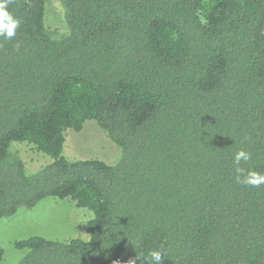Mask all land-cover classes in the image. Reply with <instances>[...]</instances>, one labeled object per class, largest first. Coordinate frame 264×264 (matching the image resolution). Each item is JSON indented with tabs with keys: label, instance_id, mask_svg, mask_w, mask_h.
Listing matches in <instances>:
<instances>
[{
	"label": "trees",
	"instance_id": "1",
	"mask_svg": "<svg viewBox=\"0 0 264 264\" xmlns=\"http://www.w3.org/2000/svg\"><path fill=\"white\" fill-rule=\"evenodd\" d=\"M48 1L13 0L0 37V219L48 198L92 216L85 239L14 241L17 264H264V185L233 164L264 173V0H54L64 31ZM87 121L115 164L63 155Z\"/></svg>",
	"mask_w": 264,
	"mask_h": 264
},
{
	"label": "rangeland",
	"instance_id": "2",
	"mask_svg": "<svg viewBox=\"0 0 264 264\" xmlns=\"http://www.w3.org/2000/svg\"><path fill=\"white\" fill-rule=\"evenodd\" d=\"M45 24L52 29L65 30L62 11L54 0L46 3ZM15 149L20 153L29 171L38 169L47 160L50 161L27 144L16 145ZM63 155L69 161L97 159L113 165L120 157V150L93 121H87L80 132L70 129L65 131ZM91 216V212L77 208L69 199L48 198L32 209L21 208L15 215L1 218L0 245L4 250L1 264H17L24 256L25 251L14 248V241L31 236L58 241L70 238L85 239L84 226Z\"/></svg>",
	"mask_w": 264,
	"mask_h": 264
},
{
	"label": "clouds",
	"instance_id": "3",
	"mask_svg": "<svg viewBox=\"0 0 264 264\" xmlns=\"http://www.w3.org/2000/svg\"><path fill=\"white\" fill-rule=\"evenodd\" d=\"M13 0H0V37L12 39L20 26L18 19L9 11V5ZM252 160V153L243 149L238 150L233 155V164L235 167L236 182L245 187L258 188L264 185V173L255 170L245 169L241 164H248ZM149 257L152 264H163L164 254L161 250H151ZM138 259V257H137ZM129 264H136L135 260H130Z\"/></svg>",
	"mask_w": 264,
	"mask_h": 264
}]
</instances>
